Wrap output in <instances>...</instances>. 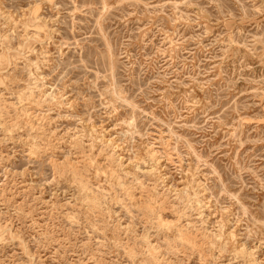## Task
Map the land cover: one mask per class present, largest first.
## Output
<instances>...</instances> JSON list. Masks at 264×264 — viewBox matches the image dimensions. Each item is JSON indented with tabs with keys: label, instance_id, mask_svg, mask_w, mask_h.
Segmentation results:
<instances>
[{
	"label": "rangeland",
	"instance_id": "374dc122",
	"mask_svg": "<svg viewBox=\"0 0 264 264\" xmlns=\"http://www.w3.org/2000/svg\"><path fill=\"white\" fill-rule=\"evenodd\" d=\"M0 264H264V0H0Z\"/></svg>",
	"mask_w": 264,
	"mask_h": 264
}]
</instances>
